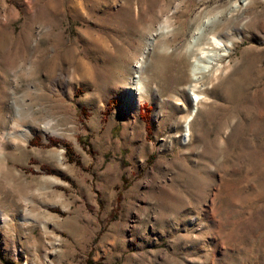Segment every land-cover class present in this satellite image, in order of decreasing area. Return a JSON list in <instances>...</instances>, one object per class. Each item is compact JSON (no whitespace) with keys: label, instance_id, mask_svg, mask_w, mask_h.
Here are the masks:
<instances>
[{"label":"rangeland","instance_id":"1","mask_svg":"<svg viewBox=\"0 0 264 264\" xmlns=\"http://www.w3.org/2000/svg\"><path fill=\"white\" fill-rule=\"evenodd\" d=\"M3 134L0 264H264V0H0Z\"/></svg>","mask_w":264,"mask_h":264},{"label":"bare ground","instance_id":"2","mask_svg":"<svg viewBox=\"0 0 264 264\" xmlns=\"http://www.w3.org/2000/svg\"><path fill=\"white\" fill-rule=\"evenodd\" d=\"M201 28V27H200ZM199 28V29H200ZM202 29V28H201ZM200 29V30H201ZM212 31V30H211ZM214 32V31H213ZM212 32V33H213ZM210 33V32H209ZM198 34L199 33H197V34H193L192 36H191V38L189 39V40H186L187 42H186V50L183 52V54L185 55V56H189V57H192L194 60H193V63H192V80L193 81H197V80H199L200 79V73H204V72H206V71H209L212 67H213V65L217 62V61H219L221 58H223L225 55H226V53H227V51H228V49H226V48H228L226 45H222L220 42L221 41H223V39L222 38H220V39H222V40H219L218 38H217V35L214 33L213 35H212V37H208V36H205V37H202L201 38V41L200 40H198V38H199V36H198ZM227 35H231V31L229 30L227 33H226ZM231 43H232V41H230ZM184 44V43H183ZM185 45V44H184ZM205 45H208V46H210V45H214V46H221L222 45V47L224 48V49H222V51H221V49H220V51H218L217 53H208L205 49ZM150 46H151V42H148V46L146 47V49L144 50V52H143V54H142V57L137 61V63H136V65L134 66V69H135V72H137V75H135V77H140V75L138 74L139 72H140V70L142 69V66H143V59H144V57L146 56V54L150 51ZM182 47V46H181ZM199 53H202V54H204V57H206V60H205V62L204 63H200L199 61H198V58H199V56H198V54ZM219 68V67H218ZM216 69V71H215V73L216 72H218L219 71V69ZM138 80V82L136 83V86H135V91L137 92V93H141L142 91H143V89H144V86L142 85V82L140 81V79H137ZM134 83V84H135ZM195 101H199V94H195ZM15 102V101H14ZM16 112H17V116H16V118L14 119V121H12L13 123H14V125H18L19 123H21L20 122V120H23L25 117H23L22 115H21V113H20V111H19V109L17 108V104H16ZM33 116V115H32ZM31 116V117H32ZM34 118V116L32 117V119ZM34 120V119H33ZM18 123V124H17ZM15 126V127H16ZM187 126V128H188V125H186ZM45 127H46V130H48L49 129V124L48 123H46L45 124ZM48 128V129H47ZM25 131H24V133H22V135L24 136V137H26L27 136V134L28 133H30V127H26L25 129H24ZM12 131V130H11ZM58 132V131H57ZM188 132V131H187ZM188 134V133H187ZM6 135V134H5ZM5 135L3 134V137L1 138V143H0V151L1 150H3V145H4V141L6 140L5 138L7 137H5ZM7 135H8V132H7ZM11 135V134H10ZM188 136V135H187ZM14 137V136H13ZM5 139V140H4Z\"/></svg>","mask_w":264,"mask_h":264},{"label":"trees","instance_id":"3","mask_svg":"<svg viewBox=\"0 0 264 264\" xmlns=\"http://www.w3.org/2000/svg\"><path fill=\"white\" fill-rule=\"evenodd\" d=\"M39 143H40V139L39 138H32L30 140V145L39 144Z\"/></svg>","mask_w":264,"mask_h":264}]
</instances>
